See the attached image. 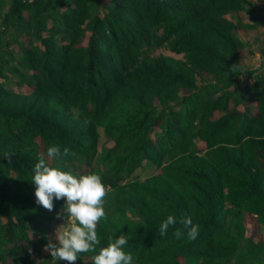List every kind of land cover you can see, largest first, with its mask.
Returning a JSON list of instances; mask_svg holds the SVG:
<instances>
[{
	"label": "trees",
	"instance_id": "1",
	"mask_svg": "<svg viewBox=\"0 0 264 264\" xmlns=\"http://www.w3.org/2000/svg\"><path fill=\"white\" fill-rule=\"evenodd\" d=\"M241 12L251 21L228 17ZM0 16V264H32L66 218L64 198L51 211L36 201L39 157L98 174L106 196L138 208L134 220L103 202L98 248L124 233L132 264H264V239L245 234L246 215L264 229V72L241 87L237 32L264 33L259 2L0 0ZM202 75L212 79L198 85ZM99 127L113 144L96 167ZM53 144L68 154L47 157ZM169 214L190 215L196 239L178 238L179 224L161 236Z\"/></svg>",
	"mask_w": 264,
	"mask_h": 264
},
{
	"label": "clouds",
	"instance_id": "2",
	"mask_svg": "<svg viewBox=\"0 0 264 264\" xmlns=\"http://www.w3.org/2000/svg\"><path fill=\"white\" fill-rule=\"evenodd\" d=\"M68 152L67 147L62 151L57 144L46 149L47 157L57 159ZM32 172L30 180L35 185V197L40 206L51 211L54 200L64 198L63 215L66 222L57 226L55 242L48 240L45 245L55 264L57 261L72 264L81 258V253L89 252L94 253L91 256L92 264H132L133 255L125 250L129 238L124 233L109 236L106 246L97 247L100 245L97 222L106 216L102 199L105 195V186L98 174H74L53 166L45 157L37 159ZM177 224L183 229V231L180 227L175 229L174 234L178 238L186 234L188 240L196 239L199 225L193 222L190 215L177 219L169 214L159 224L160 235L167 234L169 227Z\"/></svg>",
	"mask_w": 264,
	"mask_h": 264
},
{
	"label": "rangeland",
	"instance_id": "3",
	"mask_svg": "<svg viewBox=\"0 0 264 264\" xmlns=\"http://www.w3.org/2000/svg\"><path fill=\"white\" fill-rule=\"evenodd\" d=\"M258 2L264 7V0H258ZM228 17L234 21H238L241 23H248L251 21L244 12L232 13ZM0 24H1V16H0ZM237 32L242 41L241 59H240V65H239V68L242 71V75L240 78V85L241 87H245L246 85L250 84L253 81L252 79L253 77H250L248 75L249 70H256L257 72L259 71L264 72V53H263L264 52V33H263V28L248 29L246 31L238 29ZM154 53L155 54L165 53V54L174 55L176 57L181 56L180 54L171 52L169 49H166V48H159L155 50ZM211 79H212V76L210 75H202L201 77H198L197 84L199 85ZM9 85L12 86V88H15L17 90H20L21 88L19 84L16 85L15 83H13ZM23 90L27 93L29 91L28 86L24 85ZM250 104L253 106H256V101L253 100L250 102ZM218 113H219L218 115H220L222 112L219 111ZM99 134H100V137H99V142H98V152L94 160V165H96V167L99 166V158L104 148L106 146H110L113 144L112 139H110L109 137L105 135L104 129L102 127H99ZM151 173L152 171L151 172L150 170L146 171V169L138 170L136 172L135 177H137L139 180H143L145 179V177H147ZM131 177L132 176L129 177V180H131ZM129 183H132V182L127 181L126 185ZM133 190H136V189L133 188ZM102 199H103V202H109L110 204H117L123 207L127 206L128 215L134 220H141L142 216L138 208L134 205H130L129 200L125 199L123 195L117 198L114 195L112 196V195L107 194V196L104 195ZM246 218H247L246 219L247 226H246L245 234L246 235L252 234V232H254L252 229L256 228L258 232L257 236L261 239H264V229L260 230L258 227L255 226L253 222L255 219V216L253 217L252 215H246ZM64 222H66V218H63L60 220H54L51 223H49V226L45 229V233H44V236L47 242L48 240L55 242L56 240L55 230L58 225ZM81 257L88 260L87 257L84 255H81ZM48 259H50L53 263H55V261L50 255V252L44 246L41 254L38 255L37 257H34V261L32 262V264H44V261ZM58 262H61V264H68V262H65V261H57V263ZM72 264H79V258L77 259V261L72 262Z\"/></svg>",
	"mask_w": 264,
	"mask_h": 264
}]
</instances>
